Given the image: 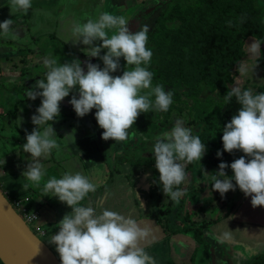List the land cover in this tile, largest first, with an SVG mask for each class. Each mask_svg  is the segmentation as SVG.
I'll use <instances>...</instances> for the list:
<instances>
[{
    "label": "clouds",
    "instance_id": "clouds-1",
    "mask_svg": "<svg viewBox=\"0 0 264 264\" xmlns=\"http://www.w3.org/2000/svg\"><path fill=\"white\" fill-rule=\"evenodd\" d=\"M31 8L32 0H9L11 16L17 12L27 14ZM12 25L13 19L0 23V35H13ZM149 31L148 25H141L133 33L123 15L107 11L87 18L85 23L72 22L74 39L70 42L88 46L83 49L89 57L87 72L79 59L64 64H58L57 59L51 57L43 60L46 79L37 80L33 86L36 91L27 93L33 101L41 98V104L36 109L37 114L31 117L36 127L30 133L26 130V143L22 145L24 152L31 154L22 173L27 181L22 184L25 192L30 186L41 188L47 174L42 161L54 149L60 150L52 122L60 117L61 102L71 93H78L70 100L76 115L83 118L95 109V119L103 129L102 139L115 143L127 141L130 135L135 137L130 130L141 113L169 110L173 103L172 92L165 91L162 85L152 86L153 73L148 70L153 56L147 48ZM252 48L256 50L255 42ZM102 51L105 54L101 55ZM91 58L102 60L104 67L91 63ZM121 58L126 66L133 67L124 70L122 75L113 76L112 73L121 69ZM240 71L245 68L241 66ZM144 90H148L146 94H142ZM152 96L154 102L150 99ZM233 97L241 107L223 127V151H218L217 157L222 158L223 152L232 154L235 151L244 155L231 163L233 176L227 175L229 164L225 162L219 164L217 172L211 176L205 173V176L211 181L213 191L219 192L221 197L236 191L238 186L251 198L253 208L264 207V92L254 94L252 89L242 90L236 86L225 95V103ZM70 137L74 134H66L64 138ZM206 151L199 134L194 135L192 129L179 120L170 132L157 138L152 152L167 198L177 204L180 202L185 195L179 186L187 179L186 165L200 163ZM41 191L44 197L58 198L72 209L63 216L58 224L59 231L49 241L55 246L61 264H157L140 246L149 235L147 227L108 209L97 213L92 207L82 206L81 202L89 193L96 191V185L87 176L80 172H66L59 179L53 176L43 183Z\"/></svg>",
    "mask_w": 264,
    "mask_h": 264
},
{
    "label": "crops",
    "instance_id": "crops-1",
    "mask_svg": "<svg viewBox=\"0 0 264 264\" xmlns=\"http://www.w3.org/2000/svg\"><path fill=\"white\" fill-rule=\"evenodd\" d=\"M5 1L7 0H0V3ZM4 15L6 19H13L12 31L23 26L18 22V15ZM4 20L0 18V23ZM22 20L25 23L24 18ZM1 37L5 38L2 35ZM35 37L36 41L40 38L36 35ZM46 38L47 36H44L42 40ZM55 42L59 43V40ZM48 43L54 44L53 41ZM10 55L13 57L5 56L0 59V187L9 201L22 198L30 210L39 213L38 223L46 232L43 240L59 260L55 246L49 241L59 231L58 224L63 216L71 213L72 209L61 203L58 198L44 197L41 188L43 183L53 176L59 179L66 172H80L96 185V191L89 193L81 202L82 206L92 207L97 213L108 209L136 220L141 227H147L149 235L140 242V246L155 258L157 264H264V207L253 208L251 198L244 195L234 206L231 216L226 211L223 215L213 218L218 211L215 207L208 206L205 213L200 212V208V217L192 218H201L203 222L198 221V225L205 221L211 222L208 231L203 232L202 243H197L194 239H183L182 233L174 234L169 230L168 224H175L173 220H169V223L163 221V209L158 205L162 186L157 184V172L150 175V170L136 166L129 160L118 162L117 159L122 156L121 142L103 140V129L95 127L93 121H85L81 132L92 130L95 138L98 137L102 155L100 159L85 157L75 141L67 142L63 139L72 127L76 128L70 120H77V117L68 116L69 106L65 100L60 105V117L52 122L60 150L57 152L54 149L52 154L42 161L47 174L41 188L30 186L25 192L22 184L27 181L22 173L31 160V154L25 153L22 145L26 143V130L30 133L36 127L31 117L37 114L36 109L41 104V98L33 101L27 97L29 91H36L33 86L36 80L40 79V75L35 72L36 68L33 66L28 70L29 76L22 75V72L23 69L30 68L31 64L39 63V59L33 55L30 56L33 59H27L25 56V59H17L16 52ZM46 73L47 71L44 75ZM31 77L36 78L30 83L29 80H33ZM85 117L90 118L89 115ZM71 132L74 133L75 130ZM236 189L241 192L239 188ZM181 190L187 192L186 186ZM166 198L163 195V201ZM182 201V207L176 210L190 216L197 205L188 200L187 195H184ZM185 220L182 219L181 222L184 223ZM184 240H187V243Z\"/></svg>",
    "mask_w": 264,
    "mask_h": 264
},
{
    "label": "trees",
    "instance_id": "trees-1",
    "mask_svg": "<svg viewBox=\"0 0 264 264\" xmlns=\"http://www.w3.org/2000/svg\"><path fill=\"white\" fill-rule=\"evenodd\" d=\"M156 23V27L148 33L147 48L153 53L148 70L153 73L152 86L162 85L165 91H171L173 103L167 112L141 113L131 130L141 142L138 148L154 146V135L172 130L178 120L192 129L194 135L199 134L206 146V154L198 165L197 162L186 165L187 179L179 186L181 190L187 183L188 200L194 201L197 195L201 196L206 191L204 185L207 187L206 181H199L192 176L197 168L202 172L210 169L218 171L219 164L225 162L229 164L227 175H234L230 165L238 159L240 151L232 154L223 152L222 158L217 157V152L223 151V127L238 113L241 105L235 97L227 103L224 98L242 80L240 68L248 60L247 50L254 42L260 49L255 65L261 69L264 79V0H195L185 7L176 3L168 13L162 12ZM103 54L105 53L102 51L101 55ZM131 67L133 66H126V61L122 60L121 69L115 75H122L124 70ZM27 73L28 69H23L22 75ZM40 79H46V75ZM250 81L251 79H246L239 87L242 90L251 89ZM207 90L210 97L203 98ZM147 91L144 90L142 94ZM261 92H264V82L256 85L253 90L254 94ZM150 99L154 102L155 97ZM95 111L93 109L94 114H89L93 120ZM68 116L77 117L73 112L68 113ZM128 159L123 154L117 161ZM130 161L146 170H153L155 167L154 153H150L149 157L133 153ZM158 183L162 186L159 178ZM230 192L222 197L223 206L230 202ZM159 194L160 202L164 193ZM160 204L161 202V209ZM173 204L170 198L162 212L165 217L163 221L168 222L167 215ZM234 206L235 204H231L230 209H234ZM207 207L204 206L200 211L204 212ZM180 212L177 211L185 218L190 217ZM192 222L185 220L187 226ZM210 225V221H205L196 227L194 232L197 240H203V232ZM183 229L187 231V228Z\"/></svg>",
    "mask_w": 264,
    "mask_h": 264
},
{
    "label": "rangeland",
    "instance_id": "rangeland-1",
    "mask_svg": "<svg viewBox=\"0 0 264 264\" xmlns=\"http://www.w3.org/2000/svg\"><path fill=\"white\" fill-rule=\"evenodd\" d=\"M195 0H32V8L29 10L27 14H24L23 12H17L14 14V16L18 15V22L22 23L23 26L21 28H17L13 30V35H10L8 37H5L4 39L0 35V59H3V57H13V55H10L13 52L18 53L17 59H33L30 56L33 55L34 57L37 56L39 59V63L31 64L30 68H26L30 70L33 68V66L36 68L35 72L40 75V78L43 77L44 73L47 71V69L44 67L43 60L46 57L56 58L58 64H64L67 62H71L74 60L75 53L78 54H84L83 49L87 48L88 46H85L83 44H76L74 42H70L74 39L71 32V26L72 22H79V23H85L87 21V18H95L97 17L101 12L107 11L114 15H123L129 22V28L130 31L135 33L137 32L141 25H148L151 32L154 27H156L158 16L162 12H169L170 9L176 4L179 3L183 7L187 6L188 4L194 2ZM10 15V9H9V0L0 3V18L6 20V16L4 15ZM61 14V17H60ZM13 16V17H14ZM22 18H24V22ZM21 24V25H22ZM39 30V31H37ZM112 33L110 32L109 35ZM40 37L39 40L36 41V37ZM44 36H47L46 40H42ZM59 40V43L55 41ZM48 41H53L54 44H49ZM100 42H97V46H99ZM256 44V43H255ZM253 44L248 47V55L245 59V63L243 67L245 68V71L242 72V80H239L237 83V86L242 85L243 81L246 79H251L250 81V88L254 90L256 85H260L264 82L261 69L257 67L256 64V58L258 55H260V49L259 45L256 44V50L253 51L252 48ZM250 53V54H249ZM25 56V58L23 57ZM16 59V58H15ZM99 59V58H95ZM123 58L120 60V64ZM3 61V60H2ZM1 62V60H0ZM21 62V61H19ZM90 62H92L90 60ZM125 62V60H123ZM131 70V69H129ZM29 73V72H28ZM27 73V75H28ZM113 76L115 73H112ZM25 76V75H24ZM29 76V75H28ZM45 76V75H44ZM39 77V76H38ZM33 80H29L31 83L32 81H35L34 79L36 77H31ZM26 79V78H25ZM26 83V82H25ZM72 95H78L77 92L71 93L69 97H67L68 100H71ZM210 97L209 91H205L203 98ZM68 102V113H75L72 105L70 104V101ZM64 112V110H62ZM155 112V111H154ZM159 114L158 112H155ZM76 114V113H75ZM94 114V113H90ZM95 118V117H94ZM76 121L70 120V122L76 126V128L72 127V130H70L69 134H74V137H70L69 139H66L67 142L74 141L77 143L78 147L80 148V151L83 152L85 157L90 158H101V152H100V144L98 137L95 138V134H93V131L90 132H81V128L84 126L85 121H96L93 120V118L83 117L79 118L77 116ZM71 126V124H68V126ZM95 127H99L98 124L95 123ZM80 128V129H79ZM75 132H71L74 131ZM100 130V127H99ZM130 133H133L130 131ZM135 133V132H134ZM66 136V134H65ZM64 136V137H65ZM136 136V135H135ZM63 137V139H64ZM77 137V138H76ZM154 137L157 139L160 137V135H154ZM132 137L130 135L129 140H131ZM127 141L121 142V149L122 152L124 150V146L127 144ZM146 141V140H145ZM147 142H149L147 140ZM153 148L145 147L143 152H152ZM244 153L239 152L238 158L243 156ZM245 159H249L248 157H245ZM201 162V161H200ZM199 162H197V165ZM156 170L158 176L160 175L156 167H154L153 170H150L152 172ZM217 172L216 170L210 169V171L202 172L200 169H196V171L193 173V177H196L199 181L203 180L207 182V187L204 185L205 193L201 196L197 195V198L192 201L193 204L197 208H195L190 213L189 220H193L192 223H189L187 226L184 223H182V219L185 220V217H182L178 215L176 209H180L182 207V199L181 197L180 202L177 204L174 201L173 208L170 212L168 217L169 220H173L175 224H168L169 230H171L174 234L182 233L181 237L183 239L188 240H195L197 243H202L201 239H196L195 230L196 227H199L198 221H201V218H192L195 216H199L201 213L198 214V211L200 208H203L204 206H209V203H212L208 208H216V215L213 216V218L217 215H223L228 211V215H232L231 204H235L240 201V199L243 198L244 194L242 192H239L237 189L235 192L232 193L230 196V202H227L226 205L223 206L222 197L219 192H215L212 189V185L210 184L211 181L208 180V178L205 176V173L208 176H211L213 173ZM186 189H187V183H185ZM163 192V191H161ZM185 192V191H184ZM228 194V193H226ZM187 195V192H185V197ZM194 196V194H193ZM216 197V199L214 198ZM170 197L166 198L164 201L161 202V207L163 210H165L166 204L169 202ZM158 201V205L160 203ZM221 203V204H220ZM165 207H164V206ZM164 207V208H163ZM220 209H219V208ZM204 210V213L208 210ZM201 212V211H200ZM231 213V214H230ZM198 214V215H197ZM227 216V217H229ZM200 217V216H199ZM187 226V227H186ZM30 227V226H29ZM183 228H187V231H184ZM32 229V227H31ZM207 230V229H205ZM204 230V231H205ZM208 231V230H207ZM204 235V234H203ZM43 239V237H41ZM185 243H187V240H184Z\"/></svg>",
    "mask_w": 264,
    "mask_h": 264
},
{
    "label": "water",
    "instance_id": "water-1",
    "mask_svg": "<svg viewBox=\"0 0 264 264\" xmlns=\"http://www.w3.org/2000/svg\"><path fill=\"white\" fill-rule=\"evenodd\" d=\"M0 262L61 264L45 241L32 232L0 187Z\"/></svg>",
    "mask_w": 264,
    "mask_h": 264
},
{
    "label": "flooded vegetation",
    "instance_id": "flooded-vegetation-1",
    "mask_svg": "<svg viewBox=\"0 0 264 264\" xmlns=\"http://www.w3.org/2000/svg\"><path fill=\"white\" fill-rule=\"evenodd\" d=\"M75 57H78V59L82 62V67H84L85 72H87L86 62L89 61V57H87L86 55H83V54H78V53H77V55L75 54ZM91 61H92L91 63H93V64H99L101 68L104 67L103 61L100 60V59L91 58ZM129 69H131V68H129ZM129 69H127V70H129ZM122 74H123V72H122ZM130 131L133 132L132 130H130ZM170 131H167V132H170ZM167 132L163 131L162 134H157V135H160V137H161L164 133H167ZM138 139L139 138H138V136L136 134V136L134 138H132L131 140L127 141V144L124 146V150L120 153L121 155L125 154V156H127L129 158L128 159L129 161H130V158L132 159L133 153L135 155H143V156H146V157H149L150 153L153 154V152H147V151L143 152L145 147L138 148L139 145L141 144V142ZM148 147L153 148L154 146L153 145L152 146H147V148ZM153 173H154V171H153Z\"/></svg>",
    "mask_w": 264,
    "mask_h": 264
},
{
    "label": "built area",
    "instance_id": "built-area-1",
    "mask_svg": "<svg viewBox=\"0 0 264 264\" xmlns=\"http://www.w3.org/2000/svg\"><path fill=\"white\" fill-rule=\"evenodd\" d=\"M10 203L16 212L23 218L25 223L30 226V229L32 227L31 230L34 234L40 238L46 235L44 228L38 223L40 215L37 211L30 210L26 204L23 203L22 198L11 200Z\"/></svg>",
    "mask_w": 264,
    "mask_h": 264
}]
</instances>
